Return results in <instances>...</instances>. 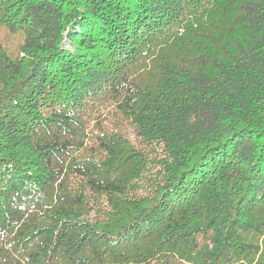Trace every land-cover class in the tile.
Here are the masks:
<instances>
[{
	"label": "trees",
	"instance_id": "obj_1",
	"mask_svg": "<svg viewBox=\"0 0 264 264\" xmlns=\"http://www.w3.org/2000/svg\"><path fill=\"white\" fill-rule=\"evenodd\" d=\"M0 264H264V0H0Z\"/></svg>",
	"mask_w": 264,
	"mask_h": 264
}]
</instances>
